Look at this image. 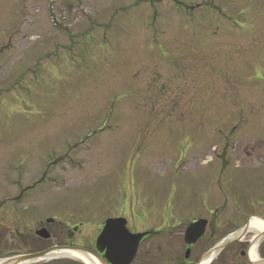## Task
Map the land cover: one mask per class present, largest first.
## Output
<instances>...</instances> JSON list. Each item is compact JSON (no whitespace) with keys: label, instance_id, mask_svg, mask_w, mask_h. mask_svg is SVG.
<instances>
[{"label":"rangeland","instance_id":"rangeland-1","mask_svg":"<svg viewBox=\"0 0 264 264\" xmlns=\"http://www.w3.org/2000/svg\"><path fill=\"white\" fill-rule=\"evenodd\" d=\"M259 126L264 0H0V191L187 195Z\"/></svg>","mask_w":264,"mask_h":264},{"label":"flooded vegetation","instance_id":"flooded-vegetation-1","mask_svg":"<svg viewBox=\"0 0 264 264\" xmlns=\"http://www.w3.org/2000/svg\"><path fill=\"white\" fill-rule=\"evenodd\" d=\"M243 162L183 181L187 195L175 186L112 207L72 192L0 191V264H264V157Z\"/></svg>","mask_w":264,"mask_h":264},{"label":"water","instance_id":"water-1","mask_svg":"<svg viewBox=\"0 0 264 264\" xmlns=\"http://www.w3.org/2000/svg\"><path fill=\"white\" fill-rule=\"evenodd\" d=\"M139 237V236H138Z\"/></svg>","mask_w":264,"mask_h":264}]
</instances>
